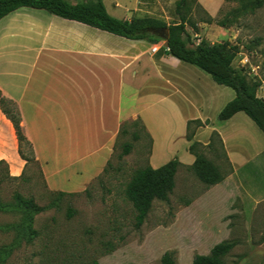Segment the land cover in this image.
Masks as SVG:
<instances>
[{
	"label": "rangeland",
	"instance_id": "1",
	"mask_svg": "<svg viewBox=\"0 0 264 264\" xmlns=\"http://www.w3.org/2000/svg\"><path fill=\"white\" fill-rule=\"evenodd\" d=\"M120 1L121 7L114 10L116 0H105L108 12L117 18L124 17L131 3L135 17H153L166 22L178 18L177 0ZM199 1L216 20L232 16L231 12L239 5L237 0ZM203 15L201 8L191 15L192 20L198 22V33L187 25L193 42L228 41L237 45L240 52L233 61L234 68L240 76L259 83L257 94L264 97V6L240 17L228 28L216 22H201ZM187 65L212 80L204 70ZM213 84L217 87L215 91H224L220 99L222 109L235 97V91ZM216 106L209 120L200 127L193 124L191 131L197 133L201 127L214 125L224 132V148L215 138L213 147L203 149L207 158L219 166L224 180L207 186L189 165L180 166L169 199H155L139 228L125 188L136 170L151 164L150 142L140 121L137 128L140 140L133 139L131 129L115 147L107 171L83 191L66 195L51 192L33 160L18 178L8 174L6 165L0 163V198L6 205L5 209H0V224L5 226L0 229V246L16 241L14 251L4 264H93L94 261L162 264L165 252H170L177 264H192L196 255H208L216 244L224 241L235 242V247L224 258L226 264H264V133L244 112L229 120H220ZM137 119L134 116L128 120ZM157 120L154 118L153 122ZM157 127L160 129V125ZM207 132L201 130L199 134L203 144L204 141L208 144L214 133L222 139L217 130L209 136ZM123 142L133 143L128 155H121ZM183 144V140H179L175 146L183 151ZM228 148L247 162L235 165L228 157ZM173 149L174 146L169 148L170 153ZM24 151L29 155L27 146ZM16 193L33 199L41 208L33 216L30 228L24 225V212L15 205Z\"/></svg>",
	"mask_w": 264,
	"mask_h": 264
},
{
	"label": "crops",
	"instance_id": "2",
	"mask_svg": "<svg viewBox=\"0 0 264 264\" xmlns=\"http://www.w3.org/2000/svg\"><path fill=\"white\" fill-rule=\"evenodd\" d=\"M121 5L116 0L114 10ZM131 5L120 19L133 17ZM154 46L162 45L119 36L45 9L20 7L0 20V89L20 108L24 132L51 192L86 189L110 161L122 122L134 116L152 135L153 167L175 157L184 165L193 164L188 121L204 123L215 105L220 113L224 91H215L209 73L213 82L188 63L154 52ZM201 130L208 136L217 130L224 143L219 126ZM201 130L194 140L201 141ZM179 140L183 151L175 146ZM228 157L235 165L247 162L229 148ZM0 160L6 161L13 176H20L26 166L14 125L1 108Z\"/></svg>",
	"mask_w": 264,
	"mask_h": 264
},
{
	"label": "trees",
	"instance_id": "3",
	"mask_svg": "<svg viewBox=\"0 0 264 264\" xmlns=\"http://www.w3.org/2000/svg\"><path fill=\"white\" fill-rule=\"evenodd\" d=\"M229 1V0H227ZM239 5L231 12L232 16H227L222 20H216L207 10L203 8L199 0H177L176 14L177 19L166 22L153 17H135L131 19H120L112 16L106 8L104 0L78 1L72 3L70 0H0V20L20 7H32L45 9L54 15L77 20L90 26L108 31L110 33L123 36L133 40H148L151 43H159L162 38L152 32L154 28H169V47L161 46L160 55H172L182 62L195 65L209 73L213 80L220 84L231 87L236 96L230 100L219 113L220 120H228L236 113H246L264 133V97L257 94L259 83L250 82L245 76H240L233 66V61L240 52L237 45H232L228 41L207 43L202 41L198 44L193 42V37L187 29V25L198 33V22L193 21L191 15L196 9H203L204 15L200 21L211 24L216 22L219 26L228 28L240 18L255 13L264 6V0H237ZM0 108L8 119L13 123L19 141V153L25 160L26 166L22 175L26 172L28 163L33 160L40 167L37 160L35 149L31 140L24 132L22 113L18 104L4 96L0 89ZM143 128L150 142L152 152L153 138L147 130L143 120H128L122 122L116 145H119L121 138L132 131V137L138 141L141 138L139 126ZM196 124L198 127L203 125L199 119L188 121L187 139L191 141L188 148L189 152L195 156V161L188 167L195 173L197 178L207 186H213L224 180V174L219 166L207 158L204 148L213 147L217 138L224 148L223 141L218 133L211 136L208 144L194 140L195 132L191 131V126ZM132 129V130H131ZM25 146L29 149V155L24 151ZM133 143L123 142L122 154L128 155L133 149ZM0 163L6 165L8 174L9 166L4 160ZM110 161L104 172L107 171ZM184 164L175 157L160 167H153L151 164L136 170L131 179L126 184L125 195L131 202L136 212V227L139 228L146 220L153 201L155 199L168 200L176 186V175L179 167ZM42 174V170L40 167ZM21 175V176H22ZM43 176V174H42ZM18 178L19 176H13ZM54 193V192H53ZM60 195L68 193L59 192ZM16 207H19L25 214L24 225L30 228L35 213L41 208L37 206L33 199H28L19 193L15 194ZM6 205L0 198V209H5ZM7 228H17L15 225H6ZM5 228L0 224V229ZM6 228V229H7ZM16 241L11 244L0 246V264H4L7 258L15 249ZM235 247V242L224 241L216 244L210 254L196 255L192 264H226L225 256ZM162 264H177L170 252H165L162 256ZM93 264H100L94 261ZM135 264V263H128Z\"/></svg>",
	"mask_w": 264,
	"mask_h": 264
},
{
	"label": "water",
	"instance_id": "4",
	"mask_svg": "<svg viewBox=\"0 0 264 264\" xmlns=\"http://www.w3.org/2000/svg\"><path fill=\"white\" fill-rule=\"evenodd\" d=\"M152 32L162 38V41H164L163 46L169 47V28H154L152 29Z\"/></svg>",
	"mask_w": 264,
	"mask_h": 264
},
{
	"label": "built area",
	"instance_id": "5",
	"mask_svg": "<svg viewBox=\"0 0 264 264\" xmlns=\"http://www.w3.org/2000/svg\"><path fill=\"white\" fill-rule=\"evenodd\" d=\"M159 49H160V47H158V46H154L152 50H153L154 52H156V51H158ZM262 87L264 88V80H263Z\"/></svg>",
	"mask_w": 264,
	"mask_h": 264
}]
</instances>
